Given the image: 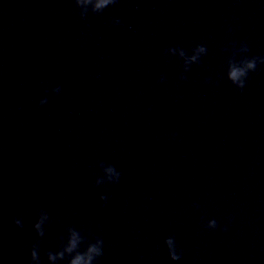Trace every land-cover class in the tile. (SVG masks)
<instances>
[{
  "label": "water",
  "instance_id": "water-1",
  "mask_svg": "<svg viewBox=\"0 0 264 264\" xmlns=\"http://www.w3.org/2000/svg\"><path fill=\"white\" fill-rule=\"evenodd\" d=\"M241 41L264 56V0H116L84 19L73 0H0V264H27L38 207L40 264L67 226L80 251L103 240L94 264H264V64L238 90L221 51ZM197 44L180 80L166 49ZM98 161L118 183L90 187Z\"/></svg>",
  "mask_w": 264,
  "mask_h": 264
},
{
  "label": "clouds",
  "instance_id": "clouds-1",
  "mask_svg": "<svg viewBox=\"0 0 264 264\" xmlns=\"http://www.w3.org/2000/svg\"><path fill=\"white\" fill-rule=\"evenodd\" d=\"M116 0H73V3L78 9V14L81 19H84L86 15L91 12L93 14L101 13L106 7L115 3ZM119 19L113 20V25H119ZM177 49H179V55L176 56L182 60V72L178 77L180 80H185L186 77L183 73L190 70V65L198 64L200 62V57L206 54V47L197 44L191 49V54H187L185 50L179 47L166 49L167 54L171 55ZM222 52H227L228 55L225 59L226 66V78L234 85L238 90L245 87V82L250 72L256 70L258 64H264V56H247L245 53L248 52V47L245 42L241 41L239 46L236 47L234 44L230 43L227 48H222ZM175 56V55H171ZM239 57V59H237ZM164 77L161 76L158 82H162ZM205 82H208V78H205ZM61 91L60 86H54L50 89H45V95L39 99L38 105L43 106L47 103V95L51 92L53 95L59 94ZM175 134H173L174 136ZM97 167L100 169L102 175L97 176L93 183L90 185L91 188H98L108 184H116L119 182L120 172L112 164H106L104 161H98ZM99 200L101 202H106L108 196L105 194L99 195ZM103 207V203L100 205ZM193 207H198V205H193ZM230 219V218H229ZM12 223L17 228H23V224L20 218L13 219ZM51 223L49 214L41 207L36 210V220L32 225V229L38 238L29 249L28 262L27 264H40L39 257V238L43 237L47 226ZM208 229H215L217 227V222L214 219H210L205 224ZM226 230V229H224ZM59 244L57 250L45 252V256L48 264H56L57 261H63L67 259V264H94V262L103 255V240L101 238H96L92 242H88L84 247L83 251H80L81 244L85 243V237L81 235V232L72 226H67L64 229V234L59 237ZM164 245L167 248L168 257L172 261L179 260L180 254L179 250L175 245L174 239L169 236L164 240Z\"/></svg>",
  "mask_w": 264,
  "mask_h": 264
}]
</instances>
